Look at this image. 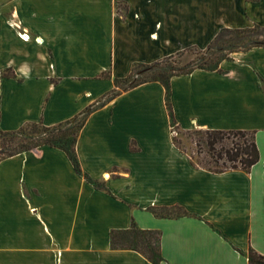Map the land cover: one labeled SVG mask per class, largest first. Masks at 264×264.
Wrapping results in <instances>:
<instances>
[{
	"label": "crops",
	"instance_id": "crops-1",
	"mask_svg": "<svg viewBox=\"0 0 264 264\" xmlns=\"http://www.w3.org/2000/svg\"><path fill=\"white\" fill-rule=\"evenodd\" d=\"M254 24L264 26V0H0V130L59 124L96 106L135 64ZM221 69L172 78L175 118L184 130L256 131L260 160L249 171L195 165L173 140L165 87L142 83L97 107L78 137L83 171L107 190L49 145L0 161V237L13 238L0 253H31V264H153L111 247V231L135 222L161 231V264L264 254V46ZM173 206L186 213L152 211Z\"/></svg>",
	"mask_w": 264,
	"mask_h": 264
},
{
	"label": "trees",
	"instance_id": "trees-1",
	"mask_svg": "<svg viewBox=\"0 0 264 264\" xmlns=\"http://www.w3.org/2000/svg\"><path fill=\"white\" fill-rule=\"evenodd\" d=\"M264 46V26L254 24L249 27H223L204 49L196 47L179 51L151 63H137L131 73L124 78H116L115 83L128 82L124 90H128L142 83L159 81L166 89V104L171 118L173 132L178 127L172 104L171 80L174 76L190 74L194 70L207 69L222 71L221 63L231 59L232 54L239 51H248L253 47ZM189 50H195L197 57L185 65H180L181 58ZM118 88L107 94L103 100L94 107H88L76 116L53 126L43 122L32 124L34 130L25 135L27 144L0 147V161L15 154L49 145L64 150L72 161L76 171L83 174L87 180L100 188L108 189L104 184L93 181L82 169L78 157L76 144L79 134L89 115L100 106L111 101L117 94ZM25 126V125H24ZM23 126V127H24ZM23 127L14 131L0 130V134L10 141L23 132ZM179 128V127H178ZM180 129V128H179ZM190 131V130H187ZM199 135L195 139L199 154H204V159L194 160L193 154L183 149L173 135L175 144L188 152L197 166L204 167L213 172H224L233 169L249 171L259 162L260 150L256 141V131L242 129H198ZM10 144V143H9ZM180 209V213L174 212ZM155 215H180L186 213L181 206L152 207ZM173 212V213H170ZM162 234L157 229H143L135 222L129 228L113 229L110 233L111 247L113 249H132L143 254L153 264H161L164 260L161 247ZM249 264H264V254L254 248L248 251Z\"/></svg>",
	"mask_w": 264,
	"mask_h": 264
},
{
	"label": "rangeland",
	"instance_id": "rangeland-1",
	"mask_svg": "<svg viewBox=\"0 0 264 264\" xmlns=\"http://www.w3.org/2000/svg\"><path fill=\"white\" fill-rule=\"evenodd\" d=\"M196 57H197L196 51L189 50L181 58L180 65H185L189 63L190 61L194 60ZM127 84L128 82L119 83L118 91H123L124 88L127 86ZM100 102H98V104ZM175 128H176L175 131H177L176 133L173 132V127L171 128V131H172V134L176 137L179 145L186 151L193 154L195 161H197L198 159H204V154L203 153L199 154L198 152L199 148L195 142V139L199 137V135L196 133V131L199 128H194L190 131L179 129L178 127H175ZM23 129H24L23 132L17 135L12 141H10L9 138H5L4 136L0 134V147L3 146L4 144L5 146L10 145L11 147H15L16 145H21V144L26 145L28 139L27 140L25 139V135L31 133L34 130V127L32 124H26L23 127ZM99 183L103 184V182H99ZM174 212L180 213L181 210L175 209ZM170 213H173V212H170ZM11 239L13 238L6 237V236L0 237V242H3V244L6 245V244H9V242H11ZM0 261H3L0 264H31V253L3 252V253H0ZM64 264H67L66 260H64Z\"/></svg>",
	"mask_w": 264,
	"mask_h": 264
},
{
	"label": "built area",
	"instance_id": "built-area-1",
	"mask_svg": "<svg viewBox=\"0 0 264 264\" xmlns=\"http://www.w3.org/2000/svg\"><path fill=\"white\" fill-rule=\"evenodd\" d=\"M25 36H26V38H29V35H27V34H24Z\"/></svg>",
	"mask_w": 264,
	"mask_h": 264
},
{
	"label": "bare ground",
	"instance_id": "bare-ground-1",
	"mask_svg": "<svg viewBox=\"0 0 264 264\" xmlns=\"http://www.w3.org/2000/svg\"><path fill=\"white\" fill-rule=\"evenodd\" d=\"M107 175V177L109 176L108 174H106Z\"/></svg>",
	"mask_w": 264,
	"mask_h": 264
}]
</instances>
